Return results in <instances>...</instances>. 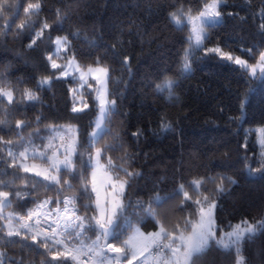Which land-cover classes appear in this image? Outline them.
Listing matches in <instances>:
<instances>
[{
    "label": "trees",
    "instance_id": "trees-1",
    "mask_svg": "<svg viewBox=\"0 0 264 264\" xmlns=\"http://www.w3.org/2000/svg\"><path fill=\"white\" fill-rule=\"evenodd\" d=\"M153 1L159 8L156 15L128 14L114 18L109 26L111 0H39L38 14L24 12L28 3L37 0H8L0 14V87L11 89L18 98L24 89H31L39 100L19 106L9 105L6 100L0 103V120L8 122L7 126L0 125V137L13 145L23 137L42 146L48 138L57 135L49 131L51 127H56L58 134L63 135L67 134L63 131L65 125L75 124L79 135L77 152L86 157L94 151L89 147V133L98 115L95 92L88 89L84 98L89 103L88 108L74 113L73 97L78 95L71 89L78 80L62 77V69H53L47 57L51 55L52 60L64 61L74 56L83 67L96 66L99 59L101 65L109 68V97L116 101V106L106 120L111 132L96 142L95 147L111 145L107 154L113 163L139 173L127 177L123 171L109 169L114 177L119 175L129 182L123 197L125 204L130 202L135 206L137 201L150 202L155 195L164 197L183 184L193 201L206 195L215 202L218 233L245 220L254 224L264 222V147L258 142L255 128L264 126V75L252 76L233 61L208 51L220 46L251 61L264 52V27H261L264 0H224L220 5L222 19L208 25L203 50L193 49L189 57L191 70L185 75L180 74V65L189 48L191 30L189 25L177 27L170 13L180 15L181 9L198 13L206 0ZM30 22L31 27H28ZM44 22L51 27L37 39L35 33ZM21 23L26 25L24 29H19ZM57 36H66L70 41L62 55L55 54ZM33 39L36 43L29 47ZM125 58L126 64L122 62ZM165 76L178 81L171 98L167 91L155 90V85ZM43 77L51 78L50 85L38 86L37 81ZM225 93L226 115L218 121L212 119L200 132L179 129L177 124L181 119ZM17 121L28 125L21 127L20 135L15 128ZM163 125H168V129L163 130ZM18 150L22 149L12 148L13 152ZM0 151L6 153L7 149L0 144ZM101 160L106 163L103 157ZM73 161L81 167L78 157L74 156ZM10 163L6 155L0 162V182L8 185L0 187V191L13 194L9 196L11 206L3 209L5 216L8 213L26 215L27 209L35 207L34 201L56 198L54 190L36 181L29 183L16 178L13 175L16 169L9 168ZM27 163L47 166L46 162L31 157ZM90 172L91 169H86L84 176L87 178ZM210 177L215 178V182ZM64 180L72 184V188L64 186V194L77 197L79 214L93 215L91 210L83 208L88 196L82 193L80 181L62 172L61 184ZM194 180L203 181L199 194L190 187ZM221 184L223 191H216ZM15 192L24 198H17ZM182 201L183 197L177 196L168 200L163 208L152 204L169 231H173L176 224L188 230L190 226L185 227L184 219L195 222L198 218L196 206ZM137 212L141 210L135 207L127 211L135 226L147 232L158 231V225L151 218L145 217L141 223L134 215ZM6 222L0 221V224ZM31 235L22 231L20 237L12 239L40 244L39 252L22 248L21 243L0 246V251L22 260L23 264H47L51 254L45 255L41 237L33 242ZM87 236L95 239L92 232ZM110 243L121 246L118 241L110 240ZM241 249L245 264H264V230L258 228L254 236L246 235ZM235 260L234 250H221L211 242L204 253L193 255L190 264H235ZM65 264L73 262L69 260Z\"/></svg>",
    "mask_w": 264,
    "mask_h": 264
},
{
    "label": "snow or ice",
    "instance_id": "snow-or-ice-1",
    "mask_svg": "<svg viewBox=\"0 0 264 264\" xmlns=\"http://www.w3.org/2000/svg\"><path fill=\"white\" fill-rule=\"evenodd\" d=\"M222 2L223 0H211V2L206 0L203 10L197 16H192L182 9L180 15L175 12L170 13V19L177 27L182 28L185 25H191V33L188 37L189 48L185 50L180 65L181 75H185L191 70L189 57L193 54V49L203 50L201 44L206 38L204 25H214L219 22L221 13L218 8ZM7 5L8 0H0V14L3 13ZM40 7L39 0H37L35 3H28L27 7L24 8V12L38 14ZM181 16L184 17L183 20ZM59 18L60 11L57 10V19ZM27 26L31 27V22ZM18 27L24 29L26 25L21 23ZM50 27L51 25L44 22L41 30L35 33L36 38L42 37L44 31ZM261 27H264V25ZM35 43L36 39H33L29 47H32ZM69 44L68 37L57 36L54 40L55 54L59 55L61 49L66 52ZM208 51L220 52V49L213 48ZM248 51L251 55V50ZM222 55L228 60L234 61L235 65L249 72L252 76L256 75L257 69L264 75V52L259 54L256 65H249L248 61L239 57L233 58L228 53H222ZM47 59L51 61L53 69H62L60 73L62 77L71 75L68 69L74 66V71L78 73V77L74 78L79 79L80 85L77 89H71L73 93L80 92L85 86L90 91L95 92L98 115L94 121V130L89 133V147L93 148L94 151L89 152L86 157L83 153L77 152L79 135L74 127L63 129L66 133H72L67 140L65 136L58 134L56 127H51L49 131L57 133V135L48 138L47 143L42 146H37L31 139L23 137L16 145H13L10 141L4 142L3 138L0 137V144L7 149L6 153L0 151V162H3L5 155L11 159L8 167L16 169L13 172L16 178L24 179L29 183L36 181L57 193L55 199L49 197L38 202L34 201L35 207L27 209L26 216H18L14 213H8L5 216L3 209L11 206L9 196L13 194L0 191V221H7L0 224V246L8 247L14 243H21L22 248L35 249L39 252L40 244L12 239L20 237L23 231L25 234L32 233L30 240L33 242L37 241L38 237L42 238L41 243L45 249V255L51 254V260L47 261V264H65L69 260L73 264H89V261H91V264H121L122 258L126 259L128 264H132L133 260H138V258H143L140 264H148L149 259H152L153 264H189L193 255L199 256L204 253L210 243L214 242L221 250H234L236 254L235 264H245V259L241 255L242 241L246 235L254 236L258 228L264 230V222L257 221L256 224H252L247 220L242 221L234 227L230 226L232 230L225 232L221 238L217 239L214 221L215 202L206 195L202 196V199L193 201L183 184H180L174 192L164 197L159 194L155 195L150 202L137 201L135 206L130 202L125 204L123 197L129 182L127 179H121L119 175L113 177L109 169L123 171L127 177H133L139 175V173L129 172L122 165L114 164L112 158L107 154V149L111 148V145H106L104 148L95 147L96 142L101 140L105 134L111 132L105 121L110 119L116 106L114 99H108L109 68L102 66L99 59L96 60L95 67L86 65L84 68L75 62L74 57L69 59L65 65L57 64L52 60L51 55ZM122 62L126 64V58ZM50 83V77H43L37 81L40 87L50 85ZM177 83V80L165 76L160 83L155 85V90L157 92L167 91L168 97L171 98L174 95L173 89ZM93 84L96 85L95 88ZM5 100L9 105L19 106L28 102H37L39 96L31 89H24L18 98L11 89L6 90L0 87V103ZM87 108L88 104L82 99V95L73 97L72 111L74 113L83 112ZM0 125L7 126L8 122L0 120ZM26 126L28 125L25 121H17L15 123L17 135H20L19 130L21 127ZM162 129L167 130L168 125H163ZM261 131L264 132V129ZM41 139L45 138L41 137ZM54 141H58V143H54ZM261 144L264 145V140L261 141ZM13 147L22 150L13 152ZM74 156L80 160L81 167H77L74 163ZM29 157L32 160L44 161L47 166L41 167L34 163L30 165L27 163ZM102 157L106 160V163H101ZM18 160L21 162L18 163ZM86 169H91L87 178L84 176ZM62 172L71 174L80 181L82 193L88 196V202L83 203V208L91 210L94 213L93 215H80L81 209L76 205L77 197L64 194V186L72 188V184L67 180H64L61 184ZM98 172L104 177L99 185L97 183ZM21 173L31 175L22 176ZM209 179L215 182V178L210 177ZM227 179L231 183H235L230 178ZM202 183V180H194L190 182V187L199 194ZM5 186L8 185L0 182V187ZM216 191H223L222 184L217 186ZM14 195L19 199L24 198L19 192H15ZM177 196L183 197L182 203L190 201L197 209L199 217L197 221L193 222L189 219L183 221L185 227L190 226L191 228V231L187 234L179 224L173 226V231H169L161 222L156 209L152 207V204H157L163 208L168 200ZM52 205L55 206L50 207ZM131 207L141 210V212L134 213L141 223L145 217L155 221L158 225V231L145 234L139 227L135 226L132 217L127 214L128 209ZM13 219L18 221V227L13 225ZM88 232H92L95 239L88 237ZM123 236H127V238L123 239ZM109 239L118 241L121 246L118 247L116 244L109 243ZM49 244H51V247H49ZM110 253L116 255L111 256ZM146 253L147 255H145ZM9 262L11 264H23L22 260H16L8 256L6 252L0 251V264H9Z\"/></svg>",
    "mask_w": 264,
    "mask_h": 264
},
{
    "label": "rangeland",
    "instance_id": "rangeland-1",
    "mask_svg": "<svg viewBox=\"0 0 264 264\" xmlns=\"http://www.w3.org/2000/svg\"><path fill=\"white\" fill-rule=\"evenodd\" d=\"M223 2H224V0H223ZM220 5H219V8H218V11L221 13V18H220V20H221L222 19V12L220 10ZM158 12H159V8L157 7V5L155 4V2L153 0H111V7H110V12H109L107 23H108L109 26H111L112 25V20L114 18L121 17V16L128 15V14L156 15ZM190 14L192 16H197L199 14V12L198 13H190ZM181 19L183 20L184 17L181 16ZM189 26H190V30H191V25H189ZM204 29H205V33L207 34L208 25H204ZM60 37H64V36H60ZM203 43H204V40H203L201 46L203 45ZM213 48L220 49V52H217V53L220 54L222 57H224L222 55V53H228V54H231V56L233 58L239 57L242 60L248 61L249 65H256L258 63V60H259V56L254 61H251V60L247 59V57H244V56H241V55L232 54V53L226 51L225 49H223L220 46H215ZM213 48H211V49H213ZM63 52H64V50L61 49L59 54L62 55ZM73 57L74 56H69L64 61H61V60H58V59H54V61L57 64H59V65L60 64H64L65 65L68 62V60L73 58ZM224 58H226V57H224ZM74 59H75V62L79 64V62L77 61V59L75 57H74ZM80 66L82 68H84L82 65H80ZM102 66H104V65H102ZM93 67H95V66H93ZM68 71L71 73V75H69L68 77H70V78L78 77V73L74 71V66H73V68H69ZM258 74H261L259 69H257L256 75H258ZM65 78H67V77H65ZM76 79L78 80V82H77V85L75 86L74 89L79 88V85H80L79 79L78 78H76ZM89 82H91V80H89ZM93 87L95 88L96 85L93 84ZM87 90H88V88H87V86H85L83 89H81L80 92H77V93H74V94H77L78 97H80L82 95V99L84 100V98L86 97L85 92ZM108 92H109V82H108ZM108 99H110L109 95H108ZM85 102L87 103V101H85ZM226 103H227V94L225 93V94L219 95L218 97H216L212 101H210V103H208L205 106H203V107L199 108L198 110H196L194 113H191V114L185 116L183 119H181L178 122L177 125H178L179 129H181L183 131L200 132L202 129H204L208 125V123L212 119H213L212 121H218L219 118H221L224 115H226ZM87 104L89 106V103H87ZM210 116L214 117V118H210ZM105 123H106V121H105ZM67 127H74L77 130V127H76L75 124H67V125H65V128H67ZM255 128H256V130L258 132V142H259V144L262 147H264V145L261 144V141L264 140V132L261 131L262 129H264V126H257ZM93 130H94V128H93ZM67 134H69L70 137L72 135L71 132H67ZM101 163H103L102 160H101ZM103 179H104L103 175L100 172H98L97 173V183H98V185L100 184V182ZM198 219H199V217L195 221H197ZM214 221H215V230H216V238L217 239L221 238L225 232H229V231L232 230V229L223 230V231H221V233H218V231H217V223H216V218H215V209H214ZM249 223H252V222H249ZM252 224H254V223H252ZM137 227H139V226H137ZM140 230L142 232H144L145 234L150 233V232L144 231L142 228H140ZM184 231L187 234V233H189L191 231V228L188 229V230H184ZM152 232H154V231H152ZM123 262H124V260L121 261V264H123ZM190 262L191 261H189V264H190Z\"/></svg>",
    "mask_w": 264,
    "mask_h": 264
},
{
    "label": "built area",
    "instance_id": "built-area-1",
    "mask_svg": "<svg viewBox=\"0 0 264 264\" xmlns=\"http://www.w3.org/2000/svg\"><path fill=\"white\" fill-rule=\"evenodd\" d=\"M63 136H65V139H66V140L70 138L69 135H67V134H63ZM54 206H55V205H52V206H50V207H54ZM61 207H63V205H61ZM26 215H27V214H26ZM26 215H23V216H26ZM12 223H13L14 226H17V227H18V221H17V220L13 219ZM42 227H43V225H42ZM49 231H50V229H49ZM145 255H147V253H146ZM142 260H143V258H139L138 260H136V261L134 262V264H140V261H142ZM89 264H91V261H89ZM148 264H153L152 259H149V260H148Z\"/></svg>",
    "mask_w": 264,
    "mask_h": 264
},
{
    "label": "crops",
    "instance_id": "crops-1",
    "mask_svg": "<svg viewBox=\"0 0 264 264\" xmlns=\"http://www.w3.org/2000/svg\"><path fill=\"white\" fill-rule=\"evenodd\" d=\"M156 232V231H155ZM139 259V258H138ZM127 260H125L124 259V262H123V264H128V262H126ZM136 260H134L133 262H132V264H134V262H135Z\"/></svg>",
    "mask_w": 264,
    "mask_h": 264
},
{
    "label": "water",
    "instance_id": "water-1",
    "mask_svg": "<svg viewBox=\"0 0 264 264\" xmlns=\"http://www.w3.org/2000/svg\"><path fill=\"white\" fill-rule=\"evenodd\" d=\"M110 240H111V239H109V243H110ZM110 255H111V256H115L116 254H115V253H110ZM123 260H124V259L122 258L121 261H123Z\"/></svg>",
    "mask_w": 264,
    "mask_h": 264
}]
</instances>
